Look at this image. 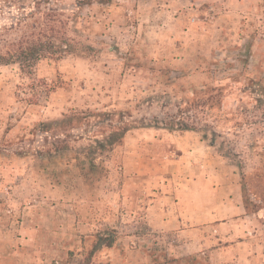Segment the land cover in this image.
<instances>
[{
  "label": "rangeland",
  "instance_id": "1",
  "mask_svg": "<svg viewBox=\"0 0 264 264\" xmlns=\"http://www.w3.org/2000/svg\"><path fill=\"white\" fill-rule=\"evenodd\" d=\"M20 40L44 46L23 67L0 63V264H215L154 230L148 208L152 184L184 175L195 202L205 169L233 168L264 230V103L230 97L218 110H248L250 125L224 111L215 145L209 129L105 138L233 76L264 96V0H0V54Z\"/></svg>",
  "mask_w": 264,
  "mask_h": 264
},
{
  "label": "crops",
  "instance_id": "2",
  "mask_svg": "<svg viewBox=\"0 0 264 264\" xmlns=\"http://www.w3.org/2000/svg\"><path fill=\"white\" fill-rule=\"evenodd\" d=\"M184 134L188 137L190 132ZM183 162L187 163L185 158L177 161ZM195 177L201 185L200 198L195 202L186 191V175L152 184L148 208L153 229L180 233L176 247L185 253H207L215 264H264V230L258 224L259 212L248 214L239 204L233 168L216 176L205 169ZM194 207L200 216L197 224H193Z\"/></svg>",
  "mask_w": 264,
  "mask_h": 264
},
{
  "label": "trees",
  "instance_id": "3",
  "mask_svg": "<svg viewBox=\"0 0 264 264\" xmlns=\"http://www.w3.org/2000/svg\"><path fill=\"white\" fill-rule=\"evenodd\" d=\"M90 0H86L88 3ZM44 44L40 40L38 42H28L27 40H20L19 42L13 43L12 47L15 48L14 52L10 51L9 49L6 50L5 54H0V63L1 64H8L12 62H20L23 67L25 65V60H27L29 57H38L40 54H37L38 51H40L43 48ZM40 49V50H39ZM28 61V60H27ZM31 62V61H29ZM28 62V63H29ZM28 65V64H27ZM234 77V81L239 84V86H236L235 88L231 87L230 84L228 85H217V86H209L204 90H200L198 94H194V96H191V98H187L186 100H183L182 104L178 107V110L173 114H168L166 118L164 119H157L154 118V121L156 122L154 125H128L125 122H121V119L118 120V124L116 125V133L118 134L114 138L110 139V135L106 134L105 138L107 139L106 142L112 143L111 145H114V142L118 140V144L122 143V140L126 137V134L133 130V129H148V128H156V129H163V130H182V131H198L201 130L203 132V137H207L208 129L210 130V136H211V145H215L216 143V137L219 135L214 130V124H217L220 122V117L224 115V111L221 112L218 109L222 107V105H226L228 103V100L230 97H233L236 95V92H240V95L247 94V102L253 103L255 109L259 108L262 103H264V96H255V93L257 92L255 86V83L252 79H248V84H242L240 80H238V77ZM232 81L231 83H235ZM121 115V113L119 112ZM225 114L230 115V117H233L234 124L232 127H235L236 129H240L246 125H250V119L246 118V115L248 114V110L244 111V109H236V110H226ZM122 118V117H121ZM240 119H245L244 122H242ZM71 120H68L67 122H70ZM103 121V120H101ZM206 121V122H205ZM67 122H56L57 124H61L59 126L64 127ZM121 122V123H120ZM142 122H144L142 120ZM252 123V122H251ZM120 124V125H119ZM124 124L123 126H121ZM256 124V123H253ZM51 123H45L44 129L48 130L50 129ZM64 131V130H63ZM206 131V132H205ZM73 132V133H72ZM67 131L63 132L64 135H71L74 139H80L83 136V134L79 133L77 134V131ZM101 143V142H100ZM116 143V142H115ZM97 145V144H96ZM243 176V173L241 174V177ZM244 203L248 204L249 199L245 197L244 193ZM109 241L107 243L108 246H111L113 243V238L109 237Z\"/></svg>",
  "mask_w": 264,
  "mask_h": 264
}]
</instances>
